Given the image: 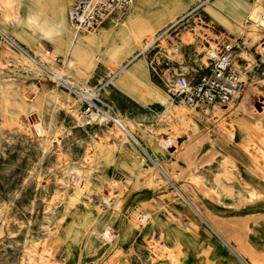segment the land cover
Returning a JSON list of instances; mask_svg holds the SVG:
<instances>
[{
	"label": "rangeland",
	"instance_id": "374dc122",
	"mask_svg": "<svg viewBox=\"0 0 264 264\" xmlns=\"http://www.w3.org/2000/svg\"><path fill=\"white\" fill-rule=\"evenodd\" d=\"M19 1L0 0V264H264V63L243 53L226 110L172 102L154 72L164 46L187 72L219 33L253 44L264 26L249 9L261 17L264 0H134L94 33L70 28L73 0H47L60 23L43 37ZM157 36L134 72L127 61ZM55 74L113 106L140 144ZM182 107L197 130L172 113Z\"/></svg>",
	"mask_w": 264,
	"mask_h": 264
},
{
	"label": "built area",
	"instance_id": "2783aa9c",
	"mask_svg": "<svg viewBox=\"0 0 264 264\" xmlns=\"http://www.w3.org/2000/svg\"><path fill=\"white\" fill-rule=\"evenodd\" d=\"M133 2L134 0H73L68 10L70 28L78 33L97 32L101 28L119 21ZM194 10L192 9V11ZM188 14H184L175 25L182 22ZM261 17L264 21V6ZM204 23L210 32L217 31L214 24L208 21ZM162 34L163 32L160 36ZM204 36L205 39H213L208 32L204 33ZM218 36L221 38L215 40V46H210L206 50V65L187 72L176 69L175 63H179L181 58L179 52L170 46L163 47V54L169 60L168 64L162 68L154 69V72L172 102L181 103L193 110L228 109L234 96L243 86L239 67V61L246 60L242 56L243 53L250 51L259 63H264V34L251 45L242 38L229 39L222 37L221 33ZM158 39L156 38L153 43ZM55 81L77 94L73 88L74 84L67 78L55 74ZM83 102L86 110H96L106 114L124 132H129L123 119L115 113L113 106L109 103H98L93 99L83 100ZM255 124L260 127L259 121H256Z\"/></svg>",
	"mask_w": 264,
	"mask_h": 264
},
{
	"label": "bare ground",
	"instance_id": "6f19581e",
	"mask_svg": "<svg viewBox=\"0 0 264 264\" xmlns=\"http://www.w3.org/2000/svg\"><path fill=\"white\" fill-rule=\"evenodd\" d=\"M32 0H20L18 3V11H19V16H20V20L25 23L32 31L33 34L43 37V36H48L51 32L52 29L57 30L59 29V21L56 22L55 26H51L48 23L47 20V7H49L47 0H39V4H37V8H33L32 4H31ZM231 0H220V4L221 5H226L230 2ZM244 2V1H243ZM254 7V6H253ZM251 7L250 10V17L251 19H253V24L256 25V23H258L261 26H264V21L262 19V17H260L258 11L256 8ZM262 8V7H260ZM231 11V10H230ZM237 11V10H236ZM262 11V10H261ZM248 15V14H247ZM63 16L64 18H66V12L65 10L63 11ZM31 33V34H32ZM160 36V35H159ZM157 37H154L152 40H149V42L144 45L143 48H141L139 50V52L136 55H133L127 62L133 64L134 66L132 67V70L134 72H138L139 71V67L140 64L135 62H138L139 57H143L142 55L144 54V52L147 50V48L149 46L152 45V43L155 41ZM32 48H34V44L31 46ZM22 49V55L29 60L31 63L35 64L34 61H36V63H41L39 59L36 60V58H32L30 57L31 55L29 54V51L27 49H24L22 47H20ZM42 64V63H41ZM69 79V78H68ZM72 84H74V90L77 91V95L81 100H91L92 99V95L91 93H88V90L86 88H82L78 85H76L75 83L72 82ZM239 92V91H238ZM237 92V93H238ZM166 98H164L165 101ZM218 110H226V109H222V108H218ZM217 110V111H218ZM263 111H261L262 113ZM172 113L174 114V116L181 120L184 124L191 126L194 130L198 129V121L195 119V116L193 115V113L187 112L186 109H176V110H172ZM99 118L100 119H107L110 120L106 114L99 112L98 113ZM219 116V115H218ZM207 126V125H206ZM208 127V126H207ZM223 127V126H222ZM197 133V132H196ZM127 134L131 135V138L135 141V143L140 144V142L138 141V139L136 138V136L132 133V132H128ZM198 135V134H197ZM203 135V134H202ZM207 136V135H206ZM201 137V136H200ZM205 137V136H204ZM208 137V136H207ZM203 139V137H202ZM168 141V140H167ZM256 216V215H255ZM216 220V219H215ZM220 221V220H219ZM218 221V222H219ZM217 222V221H216ZM220 224V222H219ZM223 226V224H221ZM217 226V225H216ZM227 226V225H226ZM225 226V227H226ZM224 227V226H223ZM224 227V228H225ZM221 229H223L222 227H220ZM227 228V227H226Z\"/></svg>",
	"mask_w": 264,
	"mask_h": 264
},
{
	"label": "crops",
	"instance_id": "0c3cea01",
	"mask_svg": "<svg viewBox=\"0 0 264 264\" xmlns=\"http://www.w3.org/2000/svg\"><path fill=\"white\" fill-rule=\"evenodd\" d=\"M108 26V25H107ZM106 27V26H105ZM104 28V27H103ZM156 75V74H155ZM157 76V75H156ZM156 78V80H159L160 81V79L158 78V76L157 77H155Z\"/></svg>",
	"mask_w": 264,
	"mask_h": 264
}]
</instances>
